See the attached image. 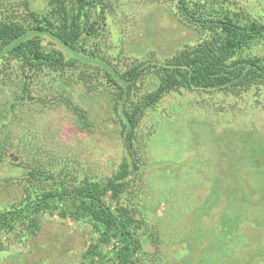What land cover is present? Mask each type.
<instances>
[{"label": "rangeland", "instance_id": "374dc122", "mask_svg": "<svg viewBox=\"0 0 264 264\" xmlns=\"http://www.w3.org/2000/svg\"><path fill=\"white\" fill-rule=\"evenodd\" d=\"M25 1L0 0V9L5 10L3 7L12 2L23 14ZM230 2L233 5H225L248 11L254 17L260 12L264 20V0ZM169 12L161 0H121L107 14L104 34L97 39L101 47L98 54L116 69L124 70L135 60L171 57L176 49L193 44L195 35ZM42 44L50 48L47 39ZM1 67L0 115L8 117L14 106L15 111L29 116L24 129L29 149L41 147L46 164L50 161L52 165L56 162L73 167L80 179L103 181L113 175L124 158L125 146L106 87L99 85L104 81L101 67L79 63L74 71V77L85 76L103 92L97 98H86L84 105V82H78L81 87L73 86V101L88 109L95 120L92 131L84 132L71 124L72 118L60 103L50 114L44 113L47 106L39 109V101L25 107L18 96L21 81L19 75L15 76V65L11 62L4 73ZM52 77H43L29 86L30 95L50 98L53 89L63 85L57 75ZM50 103L55 102L51 99ZM33 116L40 118L49 132L41 131L39 124L34 128ZM4 122L0 117V125ZM22 127H16L15 144L19 143ZM134 135L137 165L142 169L131 180L129 200H121L135 206L137 218L143 219L147 227L160 230L156 261L264 264L262 259L249 261L248 257L249 253L253 257L264 253V86H252L241 96L221 91L172 92L146 111ZM17 144L9 152L18 154V147L24 152V145ZM2 166L0 178L7 175ZM21 195L22 189L16 185L0 186L3 205ZM90 237L84 225L46 215L36 236L12 246L4 241L0 264H80ZM238 242L242 244L241 252L222 262L219 254L230 252L231 244L237 246ZM192 246H196L193 253ZM146 250L150 254L155 247L148 242Z\"/></svg>", "mask_w": 264, "mask_h": 264}, {"label": "trees", "instance_id": "16d2710c", "mask_svg": "<svg viewBox=\"0 0 264 264\" xmlns=\"http://www.w3.org/2000/svg\"><path fill=\"white\" fill-rule=\"evenodd\" d=\"M120 1L26 0L23 14L12 2L3 7L5 10L0 9L1 72L11 62L15 65V76L19 75L21 81L18 96L23 105L39 101V109L47 106V111H40L50 114L60 103L72 118V125L80 132L92 131L95 120L88 109L73 101V88L84 82V105L86 98H97L103 93L85 76L74 77L79 63L95 64L104 70V81H99V85L106 87V97L117 114V121L111 120L120 124L125 146L124 158L111 177L103 181L80 179L73 167L56 162L52 165L50 161L46 164L41 147L28 148L24 129L29 116L15 111L14 106L8 117L0 115L6 120L0 125V164L7 174L0 178V186L10 184L22 189L21 197L13 203H0V247L4 241L12 246L36 236L47 215L88 228L91 237L80 264H173L156 261L160 230L147 227L143 219L137 218L135 206L121 200H129L131 180L142 169L134 150L137 126L147 110L172 92L221 91L241 96L252 86H264V20L260 12L254 17L248 11L231 9L225 5H233L230 0H161L171 10L169 13L195 35L194 43L176 49L171 57H145L120 70L98 54L101 47L97 40L104 34L108 12ZM46 39L50 48L42 44ZM53 75L63 82L59 90L52 88V95L46 94L55 103H50L48 96L43 100L30 95L29 86ZM31 120L34 128L39 124L41 131L45 129L40 118L33 116ZM20 124L24 127L19 129L23 132L16 144L24 145V152L18 147V154H12L9 149L16 146L14 137ZM113 242L117 245L112 246ZM148 242L155 247L154 254L147 252ZM225 247L229 245L226 243ZM229 248L230 252L219 254L222 262L230 261L238 250L241 252L242 244H231ZM190 249L193 253L196 246ZM210 252L213 254V250ZM248 257L249 261L257 258L264 262V253L254 257L249 253ZM208 258L213 259L212 255ZM197 262L201 264L200 260Z\"/></svg>", "mask_w": 264, "mask_h": 264}]
</instances>
